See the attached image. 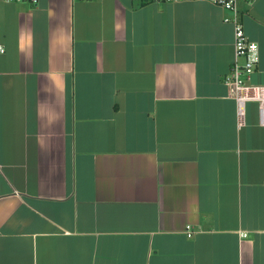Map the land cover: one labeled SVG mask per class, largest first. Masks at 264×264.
Here are the masks:
<instances>
[{
    "label": "crops",
    "instance_id": "0c3cea01",
    "mask_svg": "<svg viewBox=\"0 0 264 264\" xmlns=\"http://www.w3.org/2000/svg\"><path fill=\"white\" fill-rule=\"evenodd\" d=\"M240 9L264 85V0ZM229 16L0 0V264H264V126L225 84Z\"/></svg>",
    "mask_w": 264,
    "mask_h": 264
},
{
    "label": "built area",
    "instance_id": "2783aa9c",
    "mask_svg": "<svg viewBox=\"0 0 264 264\" xmlns=\"http://www.w3.org/2000/svg\"><path fill=\"white\" fill-rule=\"evenodd\" d=\"M7 2L30 1L37 4L39 0H5ZM140 3H177L187 1H205L218 5L231 12V16L225 21L232 23L234 28V60L230 72L225 77V84L229 87L230 95L236 101L238 124L245 123L246 104L256 102L258 104L259 122L264 126V85L249 83V79L260 61L259 44L249 38L245 32L241 20L240 2L242 0H135ZM6 48L0 44V54H4ZM188 237L193 231L188 226Z\"/></svg>",
    "mask_w": 264,
    "mask_h": 264
}]
</instances>
